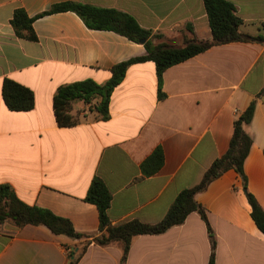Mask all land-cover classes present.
Wrapping results in <instances>:
<instances>
[{
  "label": "crops",
  "instance_id": "crops-1",
  "mask_svg": "<svg viewBox=\"0 0 264 264\" xmlns=\"http://www.w3.org/2000/svg\"><path fill=\"white\" fill-rule=\"evenodd\" d=\"M226 1L236 8L242 34L264 38V0ZM66 2L127 13L160 36L157 42L181 46L193 37L212 38L204 0H0V185L92 238L99 235V212L85 199L99 178L112 195V225L135 220L155 225L179 194L198 186L225 155L235 121L256 102L246 129L253 145L244 171L249 193L264 210V43L216 46L169 68L163 77L164 100L156 64H135L112 94L108 119L76 103L72 115L81 123L62 128L53 105L60 86L89 79L105 84L114 66L147 54L142 44L89 29L72 12L36 20V42L16 35L11 24L15 11L35 18ZM5 79L34 93L33 110L7 108ZM157 148L164 163L148 176L143 164ZM196 201L217 237L216 264H264V234L234 170L197 194ZM79 245L44 226L0 224V264H70L69 251ZM210 254L206 223L192 213L163 235L135 238L126 264H208ZM121 259L120 244H92L79 264H121Z\"/></svg>",
  "mask_w": 264,
  "mask_h": 264
},
{
  "label": "trees",
  "instance_id": "trees-1",
  "mask_svg": "<svg viewBox=\"0 0 264 264\" xmlns=\"http://www.w3.org/2000/svg\"><path fill=\"white\" fill-rule=\"evenodd\" d=\"M212 31L209 40L191 38L181 46L165 42H157L161 37L152 31L142 28L131 15L114 9H104L75 2H66L52 6L48 11L35 18H30L22 9L15 11L11 24L16 35L25 40L36 42L38 37L34 31L36 20L59 13L72 12L78 15L91 30L109 31L116 33L131 42L142 44L146 49V56L122 62L111 69V79L105 84H98L93 80H84L58 88L54 95L53 105L56 121L62 128L75 127L82 119L72 115L73 105L83 103L88 105V112L95 114L102 120L109 117V105L114 90L124 80L128 69L138 63L154 62L156 64L159 98L165 99L163 93L164 73L171 67L186 62L216 46L236 42H260L264 38L251 37L240 32L242 21L236 15L235 6L226 0H204ZM189 30L192 32V28ZM5 105L12 112H29L34 109V93L14 82L5 79L2 88ZM256 109V102H252L248 109L235 121L234 133L229 149L224 156L217 159L205 173L201 183L191 189L182 191L166 217L155 225L131 221L126 224L112 225L108 215L112 203V195L104 182L95 178L88 190L86 202L98 209L99 235L87 237L77 233L73 224L51 211L33 207L22 202L9 185H0V224L11 222L17 228L26 226H44L54 235L65 236L80 242L76 249L70 250V264H79L88 248L92 244L101 247L118 243L122 247L121 264H126L133 241L140 236H159L172 228L183 225L192 213H198L206 223L211 245L208 264H216L217 237L210 226L205 208L196 201V195L204 192L208 186L221 178L226 172L234 170L241 178L248 202L252 208L251 216L258 229L264 234V210L256 198L249 193L244 164L253 145V139L247 132ZM164 163L161 148L143 164V170L148 176L156 174Z\"/></svg>",
  "mask_w": 264,
  "mask_h": 264
},
{
  "label": "water",
  "instance_id": "water-1",
  "mask_svg": "<svg viewBox=\"0 0 264 264\" xmlns=\"http://www.w3.org/2000/svg\"><path fill=\"white\" fill-rule=\"evenodd\" d=\"M146 41H142L141 43L144 44Z\"/></svg>",
  "mask_w": 264,
  "mask_h": 264
}]
</instances>
